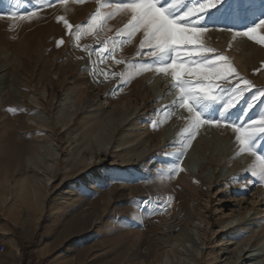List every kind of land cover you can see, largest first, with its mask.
<instances>
[{
    "label": "rangeland",
    "instance_id": "374dc122",
    "mask_svg": "<svg viewBox=\"0 0 264 264\" xmlns=\"http://www.w3.org/2000/svg\"><path fill=\"white\" fill-rule=\"evenodd\" d=\"M120 2L0 0V61L11 48L28 58L35 78L48 70L38 87L47 114L30 110L37 114L31 116L35 123L47 120V129L40 137L30 135L32 141L19 139L30 151L0 128V246L5 247L0 264L9 263L3 255L13 250L21 264H264L258 257L264 245V183L251 171H260L259 161L240 152L237 134L223 123L202 125L184 147L189 114L172 107L179 92L171 72L141 68L158 59L140 49L142 31L130 40L127 33L117 35L130 14L116 12L102 31L88 29L97 11L107 16ZM173 2L179 15L197 0H160L164 7ZM209 10L203 21L209 31L200 40L214 50L210 55H225L238 74L229 77L231 83H216L252 85L237 95L227 119L250 128V118L264 112V97L256 99L264 90V45L243 32L264 19V0H224L218 10ZM49 14L55 16L50 22ZM257 35L264 36V26ZM104 45L109 52L100 53L96 66L92 58ZM118 59L125 68L116 86L111 67ZM73 80L79 91L70 93ZM221 110L217 105L205 118H216ZM36 144L49 148L35 159ZM254 148L264 154V134ZM173 166L182 171L173 174ZM96 173L99 179H93ZM169 224L192 236L198 259L177 243H158ZM25 232L30 237L22 243Z\"/></svg>",
    "mask_w": 264,
    "mask_h": 264
},
{
    "label": "snow or ice",
    "instance_id": "6c2138e0",
    "mask_svg": "<svg viewBox=\"0 0 264 264\" xmlns=\"http://www.w3.org/2000/svg\"><path fill=\"white\" fill-rule=\"evenodd\" d=\"M82 2V0H81ZM224 4L220 0H197L196 4L187 7L182 14H177L178 5L173 2L164 7L160 0H121L114 5L115 12L107 16H102L97 11L88 24L89 31L96 32L98 29L103 30L107 20L115 15L116 12L130 14V19L124 25L121 32L117 35L127 33L130 40L135 33L142 31L143 40L140 42V49H148L146 55L158 57L151 63L141 66L142 69H155L156 72L172 74L175 82L173 88L179 92L178 99L173 102L175 108L186 109L188 112V126L185 132L189 135L184 142V147L190 146L191 139L195 138L196 131L204 124H212L219 127L221 123L226 127H231L237 134L235 139L240 146V152L247 150L254 155L259 161L260 171L252 169V175L257 176L260 182L264 183V154H258L254 148V143L259 134H264V112L259 119H252V127L244 128L227 119L231 109L236 107V97L243 95V91L252 87L251 82L243 80L244 88L240 89L239 85L233 88L220 87L216 82L218 80H228L229 77L237 76L236 70L228 63V58L223 55H210L214 50L206 48L200 40V35L209 31L208 27L203 24L204 18L208 15L209 9H219ZM108 7H113L108 4ZM58 19H63L58 18ZM68 29L72 25L64 20ZM259 26H264V19H259L258 25L249 27L243 32V36L249 40H255L257 43L264 45V36L257 35ZM82 27V26H81ZM240 33H237L239 35ZM79 39V35L76 36ZM235 39V37H233ZM63 43L60 40L57 46ZM115 47V42H113ZM102 52H109L107 45L101 49ZM122 63V61H116ZM264 67V66H262ZM230 93L227 98L224 93ZM264 97L262 90L257 100ZM221 106L219 116L216 118H205V113ZM252 105H249L251 108ZM11 111H15L12 109ZM178 164V161H177ZM176 166L170 171L175 174Z\"/></svg>",
    "mask_w": 264,
    "mask_h": 264
},
{
    "label": "bare ground",
    "instance_id": "6f19581e",
    "mask_svg": "<svg viewBox=\"0 0 264 264\" xmlns=\"http://www.w3.org/2000/svg\"><path fill=\"white\" fill-rule=\"evenodd\" d=\"M54 18H55L54 14L53 15L49 14L45 19H48L49 20L48 22H50L51 19L54 20ZM232 37H230L229 39H231ZM100 53H102L101 50L96 51L92 58L94 59L93 62L96 66H98L99 64L98 60L96 59L101 55ZM19 55L20 54L15 53L10 48L7 49V51L3 54V58L0 61V128L3 130V132L4 130L7 129V132L5 131L6 135L3 134V136L12 138L13 140L16 139L17 142H21L20 144L24 147V149L29 150L28 147L31 148L30 144H26V142L19 139H21L22 137L23 140L26 141H28V139L31 140L32 137H30V135H34L35 137L37 136L40 137L42 131H46L47 129L46 127L47 120L43 119L40 116L41 114H39L38 117L39 118L41 117L42 119L40 118L39 123H35L33 119H31V116L33 115L35 116L36 113L33 114V112H30V110L40 109L43 110L45 114H47L40 96L41 95L40 90L42 88L39 89L38 87H42L44 85L42 79L46 77L48 70L47 68H43L39 70L37 78H35L31 68L28 65L29 62L28 58L24 56L20 57ZM117 61L120 60L118 59ZM86 67H87L86 65L82 66L81 70L83 72L87 71ZM111 68H112V75L114 77L111 84L118 86L121 80V73L123 71V68H125V66L122 67V63H117L116 61H114L113 66ZM95 76L96 74L92 73L90 75V78L94 77L95 79ZM15 79L19 80V82ZM70 85L71 87L68 90L70 91V93L74 92L79 88V84L77 83L76 80H73L70 83ZM77 91H79V89ZM18 103L20 104L19 106L17 105ZM12 109H15V111H11ZM69 110L71 111V119H72L73 115H75L74 113L76 112V110H72V108ZM10 123L12 125H9ZM184 125H186V123ZM48 148L49 147L47 145L41 146L36 144L31 150V152L34 154V157L32 158L36 159V157L37 158L43 157L44 154L47 152ZM99 178L100 177L97 173L93 175V179H99ZM46 181L47 183L50 182L49 179H47ZM90 181L91 179L87 180L85 184L89 183ZM177 227H178L177 224L173 226H171L170 224L163 226L162 233L158 239V243L161 244V246L166 245L167 243H169V241L173 243H177L187 251H189V249L192 250L191 251L192 254L196 259H198L201 256V252L197 244L195 243L194 239L192 238L191 235L187 234L182 229H179ZM185 243H187L188 246H186ZM261 252H263V254L260 253L258 257L264 258V245H262L261 247Z\"/></svg>",
    "mask_w": 264,
    "mask_h": 264
},
{
    "label": "crops",
    "instance_id": "0c3cea01",
    "mask_svg": "<svg viewBox=\"0 0 264 264\" xmlns=\"http://www.w3.org/2000/svg\"><path fill=\"white\" fill-rule=\"evenodd\" d=\"M26 224H27L26 227L30 228V223H26ZM22 236H23L22 240H21L22 243H26L27 239L30 237L29 234L27 232H25ZM18 252L20 254V250ZM15 254L16 253L13 250V251L3 255L4 258H8L9 257V263H7V264H21V257L18 254H17L18 256H16Z\"/></svg>",
    "mask_w": 264,
    "mask_h": 264
},
{
    "label": "built area",
    "instance_id": "2783aa9c",
    "mask_svg": "<svg viewBox=\"0 0 264 264\" xmlns=\"http://www.w3.org/2000/svg\"><path fill=\"white\" fill-rule=\"evenodd\" d=\"M5 247L4 246H0V253H3L4 252V249Z\"/></svg>",
    "mask_w": 264,
    "mask_h": 264
},
{
    "label": "trees",
    "instance_id": "16d2710c",
    "mask_svg": "<svg viewBox=\"0 0 264 264\" xmlns=\"http://www.w3.org/2000/svg\"><path fill=\"white\" fill-rule=\"evenodd\" d=\"M23 261H24V258H23Z\"/></svg>",
    "mask_w": 264,
    "mask_h": 264
}]
</instances>
